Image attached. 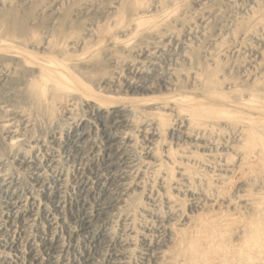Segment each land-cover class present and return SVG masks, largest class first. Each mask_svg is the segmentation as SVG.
<instances>
[{
  "label": "rangeland",
  "instance_id": "374dc122",
  "mask_svg": "<svg viewBox=\"0 0 264 264\" xmlns=\"http://www.w3.org/2000/svg\"><path fill=\"white\" fill-rule=\"evenodd\" d=\"M0 264H264V0H0Z\"/></svg>",
  "mask_w": 264,
  "mask_h": 264
},
{
  "label": "bare ground",
  "instance_id": "6f19581e",
  "mask_svg": "<svg viewBox=\"0 0 264 264\" xmlns=\"http://www.w3.org/2000/svg\"><path fill=\"white\" fill-rule=\"evenodd\" d=\"M116 115H118V114H116ZM123 119V118H122ZM110 120V119H109ZM116 121V120H115ZM119 128V127H118ZM110 130V129H109ZM74 135V134H73ZM111 141V140H110ZM118 142V141H117ZM114 143V142H113ZM77 147V146H76ZM110 147V146H109ZM112 148V147H111ZM68 152V151H67ZM108 158V157H107ZM116 158V157H115ZM104 160V159H103ZM114 162V161H113ZM109 165H110V163H109ZM99 170V169H98ZM121 179V178H120ZM2 181V180H1ZM2 183V182H1ZM58 189V188H57ZM56 194V193H55ZM56 198V197H55ZM118 198V197H117ZM100 202V201H99ZM103 202V201H102ZM98 205V204H97ZM82 208V207H81ZM96 211H98V210H96ZM101 214V213H100ZM59 215V214H58ZM87 216V215H86ZM84 218V217H83ZM87 218V217H86ZM105 218V217H104ZM107 219V218H106ZM93 222V221H92ZM82 225H83V223H81ZM28 227V226H27ZM87 228V227H86ZM50 246V245H49ZM47 247V246H46ZM53 247V246H52ZM55 247V246H54ZM48 249V248H47Z\"/></svg>",
  "mask_w": 264,
  "mask_h": 264
}]
</instances>
